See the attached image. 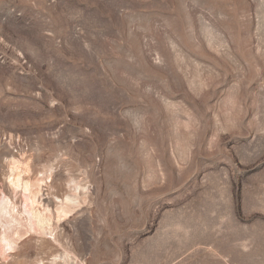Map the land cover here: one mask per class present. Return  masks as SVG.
<instances>
[{
  "label": "rangeland",
  "instance_id": "obj_1",
  "mask_svg": "<svg viewBox=\"0 0 264 264\" xmlns=\"http://www.w3.org/2000/svg\"><path fill=\"white\" fill-rule=\"evenodd\" d=\"M0 264H264V0H0Z\"/></svg>",
  "mask_w": 264,
  "mask_h": 264
}]
</instances>
